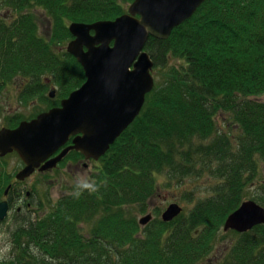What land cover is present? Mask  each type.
Segmentation results:
<instances>
[{
    "label": "trees",
    "instance_id": "obj_1",
    "mask_svg": "<svg viewBox=\"0 0 264 264\" xmlns=\"http://www.w3.org/2000/svg\"><path fill=\"white\" fill-rule=\"evenodd\" d=\"M6 1L12 17L0 23V93L20 78L22 97L54 107L86 82L77 59L58 52L73 39L69 25L127 12L123 0ZM35 10L51 21L49 39L38 35ZM145 47L159 80L139 118L97 162L95 191L80 185L47 215L23 218L0 264H201L214 253L264 164V102L253 99L264 96V0H208L168 40L151 37ZM49 82L56 102L46 96ZM207 177L215 184L188 212L166 223L157 208L140 224L160 189ZM255 200L264 204V194ZM237 234L215 264H264V225Z\"/></svg>",
    "mask_w": 264,
    "mask_h": 264
},
{
    "label": "water",
    "instance_id": "obj_2",
    "mask_svg": "<svg viewBox=\"0 0 264 264\" xmlns=\"http://www.w3.org/2000/svg\"><path fill=\"white\" fill-rule=\"evenodd\" d=\"M208 0H135L128 13L114 21L93 24L72 23L74 36L67 47L85 71L86 82L61 102L59 108L23 122L16 129L0 131V156L17 152L26 168L18 181L29 178L45 161L74 138L43 170L57 165L70 151L87 160H100L111 146L139 118L146 98L155 88L154 62L145 50L149 39L166 40L173 30L190 20ZM133 68V71L131 70ZM55 90L50 93L54 98ZM8 193V192H7ZM228 216L224 231L247 233L264 225V207L246 201ZM9 213L7 201L0 203V221ZM183 213L173 202L162 214L172 222ZM151 214L140 220L148 225Z\"/></svg>",
    "mask_w": 264,
    "mask_h": 264
},
{
    "label": "rangeland",
    "instance_id": "obj_3",
    "mask_svg": "<svg viewBox=\"0 0 264 264\" xmlns=\"http://www.w3.org/2000/svg\"><path fill=\"white\" fill-rule=\"evenodd\" d=\"M0 0V16H11V8L7 5V1ZM124 7L128 10L129 0H123ZM14 12V11H13ZM33 13L37 16L38 23V35H42L46 39H49L51 35V21L48 19L47 15L40 10H35ZM69 43V42H68ZM68 43L58 47V52L65 50ZM156 82L159 80L155 77ZM24 82L20 78L14 79L13 82L0 93V127H8L9 119H18V121L35 119L41 111L46 110V106L51 104L50 102L43 101L39 97L22 99L21 91L24 89ZM51 88L48 87V91L45 92L48 97ZM58 99V98H56ZM55 99V101H56ZM254 100L264 102V96L253 98ZM41 106V107H40ZM40 107V108H39ZM50 108V107H49ZM30 118V119H29ZM222 121H219L221 125ZM10 155L3 162H0V170L6 175L12 176L9 184L15 181L14 175L23 167L19 157ZM70 159V158H69ZM71 163V162H69ZM97 163L90 164L86 168L83 164L72 162L68 166L67 163H63L61 168L52 174L45 176L33 177L21 185H15L14 195H16L20 190L25 189L26 191H32L34 197L30 202L31 205L29 210L25 209L21 213L20 217H17L16 210L11 213L7 219L0 223V259L7 257L11 254V234L12 230L18 226L19 222L23 221V218H38L47 215L51 211V203L55 204L59 199L64 196L71 194L80 185L90 184V179L92 178V173L97 171ZM164 179L160 178V182ZM216 180L210 177L203 178L200 180L190 178L185 182L183 188L176 189H160L158 194L150 202V207L148 213L138 215V220L144 218L147 214H152L155 217L154 209L160 208L162 213L169 207L170 204L177 203L183 207L184 212H188L194 203L199 199H205L209 192V184H215ZM9 186L0 184V202L4 199L5 188ZM264 164H261L260 173L255 185L248 186L246 189V201L255 200L258 196L264 194ZM190 191V192H189ZM195 192L194 197L190 196L194 200L191 203L186 201L185 193ZM188 193V194H189ZM184 194V195H183ZM264 207V204L261 203ZM24 222V221H23ZM238 234L236 232L226 233L224 229L221 230L219 239L217 241L214 253L204 260L201 264H215L222 260V257L226 255L227 251L235 244L238 239Z\"/></svg>",
    "mask_w": 264,
    "mask_h": 264
},
{
    "label": "flooded vegetation",
    "instance_id": "obj_4",
    "mask_svg": "<svg viewBox=\"0 0 264 264\" xmlns=\"http://www.w3.org/2000/svg\"><path fill=\"white\" fill-rule=\"evenodd\" d=\"M5 2H6V0H5ZM4 2V3H5ZM11 21V16L9 15V16H0V23H4V25H8V23ZM48 87H50V88H52V87H54L53 85H52V83L51 82H49V84H48ZM22 99H25L24 97H22ZM60 106V105H59ZM59 106H57V107H59ZM53 108V107H52ZM38 112V111H37ZM36 112V113H37ZM37 115V114H36ZM33 119V118H32ZM11 120H13V121H16V122H19L20 123V121H18L17 119H9V125H8V127H4V128H8V129H15L16 127H18L19 125L17 124V126H15V127H13L12 125H11ZM0 129H2L1 127H0ZM73 140H74V138H71V140L68 142V144L66 145V146H64L62 149H60L57 153H55V155L54 156H52L51 158H49L47 161H45L44 163H42V164H40L41 166L34 172V174L31 176V177H29V178H27L26 180H24L23 182H21V181H16L17 179H16V177H15V181L12 183V184H9V186L11 187H9L10 188V190H9V192H8V187H7V189L5 188V191H4V199H3V201H1V202H4V201H7L8 203H9V207H10V214L11 213H14V209H16V213L17 214H19L20 216H21V213L22 212H24V210L25 209H27V210H29L30 209V207H32L31 205H33L31 202H30V200L33 198V195H34V193L32 192V191H26L25 189H23V190H20L16 195H14L13 196V194H14V187L13 186H15V185H21V184H23L24 182H26L27 180H29V179H31V178H33V177H36V176H45V175H49V174H52L53 172H55V171H57V170H59L60 168H61V166L63 165V163H67L68 164V166L70 165V164H72V162H77V163H81V164H83L86 168L88 167V165L90 166V164H92V163H94V161H88V160H86V158L81 154V153H78V152H76V151H71V152H69V154H68V156L62 161V162H60L58 165H57V167H55V168H53V169H49V170H43V167L47 164V163H49V161L50 160H52L53 158H55V157H57L58 156V154H60L65 148H67V147H69V146H71L73 143ZM72 153H74V154H79L78 156H76V158L75 159H73V158H70L69 159V156L72 154ZM15 153H12V154H8L7 156H5V157H1L0 156V162H3V161H5L6 159H7V157H9L10 155H14ZM73 154V155H74ZM15 156H17V154L15 155ZM18 157V156H17ZM20 159V158H19ZM21 160V159H20ZM69 162H71V163H69ZM21 163L23 164L22 166V168L21 169H23L24 167H25V164L23 163V161L21 160ZM8 192V193H7ZM12 192H13V194H12ZM0 202V203H1Z\"/></svg>",
    "mask_w": 264,
    "mask_h": 264
},
{
    "label": "bare ground",
    "instance_id": "obj_5",
    "mask_svg": "<svg viewBox=\"0 0 264 264\" xmlns=\"http://www.w3.org/2000/svg\"><path fill=\"white\" fill-rule=\"evenodd\" d=\"M171 35H172V33H171ZM170 35V36H171ZM170 38V37H169ZM168 38V39H169ZM168 39H166V40H168ZM159 40H161V39H159ZM15 154H17V156L19 157V158H21L20 157V155L17 153V152H15ZM23 161V160H22ZM24 163V162H23ZM26 168V165H25V167L23 168V169H20L15 175H14V178L16 177V179H17V175L19 174V173H21L24 169ZM12 178V176H9V175H6L5 173H2V170H0V184L1 185H6V184H8L9 185V182H10V179ZM34 197V196H33ZM33 199V198H32ZM31 199V200H32ZM9 204V203H8ZM53 203H51V207L53 206L52 205ZM16 209H14V211H15ZM19 214H17V216H18ZM10 216V207H9V213H8V217ZM43 217V216H42ZM7 218V217H6ZM2 222H4V221H2ZM1 221H0V223H2Z\"/></svg>",
    "mask_w": 264,
    "mask_h": 264
},
{
    "label": "clouds",
    "instance_id": "obj_6",
    "mask_svg": "<svg viewBox=\"0 0 264 264\" xmlns=\"http://www.w3.org/2000/svg\"><path fill=\"white\" fill-rule=\"evenodd\" d=\"M84 189L89 190V191H95V187L90 184H85L82 186Z\"/></svg>",
    "mask_w": 264,
    "mask_h": 264
}]
</instances>
